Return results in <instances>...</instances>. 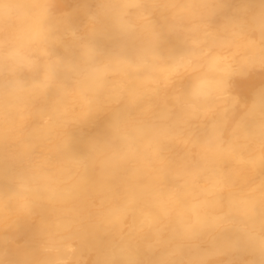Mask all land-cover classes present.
Masks as SVG:
<instances>
[{
	"label": "clouds",
	"instance_id": "9594fccd",
	"mask_svg": "<svg viewBox=\"0 0 264 264\" xmlns=\"http://www.w3.org/2000/svg\"><path fill=\"white\" fill-rule=\"evenodd\" d=\"M0 264H264V0H0Z\"/></svg>",
	"mask_w": 264,
	"mask_h": 264
},
{
	"label": "bare ground",
	"instance_id": "6f19581e",
	"mask_svg": "<svg viewBox=\"0 0 264 264\" xmlns=\"http://www.w3.org/2000/svg\"><path fill=\"white\" fill-rule=\"evenodd\" d=\"M262 81L261 80H256L253 83V87L254 86H258ZM107 117H103L100 118L99 120H97V122L95 123V125L85 128L83 129L82 135L87 137V136H91V135H95V134H99L104 130V125L106 122ZM78 137L81 135L80 132L75 133ZM76 149L78 151H82L83 150V146L82 144L78 143L77 145H75ZM28 233H26V237H27Z\"/></svg>",
	"mask_w": 264,
	"mask_h": 264
}]
</instances>
